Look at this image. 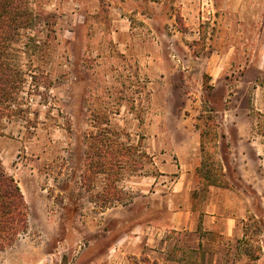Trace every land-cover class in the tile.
Wrapping results in <instances>:
<instances>
[{
    "label": "rangeland",
    "instance_id": "rangeland-1",
    "mask_svg": "<svg viewBox=\"0 0 264 264\" xmlns=\"http://www.w3.org/2000/svg\"><path fill=\"white\" fill-rule=\"evenodd\" d=\"M26 1L34 22L10 43L22 112L5 110L0 158L29 226L0 264H264V152L239 141L264 136L252 101L264 87V0ZM95 126L118 128L131 150L114 159L129 167L116 169L123 200L109 207L110 176L88 171ZM206 173L217 188L263 192L258 221L247 214L228 236L234 211Z\"/></svg>",
    "mask_w": 264,
    "mask_h": 264
},
{
    "label": "trees",
    "instance_id": "trees-1",
    "mask_svg": "<svg viewBox=\"0 0 264 264\" xmlns=\"http://www.w3.org/2000/svg\"><path fill=\"white\" fill-rule=\"evenodd\" d=\"M26 3V0H0V135L2 131L1 121L5 116V110L17 114L22 112L20 99L25 79L18 64V51L10 43L13 42L14 44L20 38L21 30L29 28L34 22L35 16ZM41 43L42 41L37 39L28 38L26 47L29 45V47L37 48ZM13 51L16 54L11 53ZM23 53L27 55L28 52L23 51ZM32 79H36V77L32 76ZM34 81L37 85L36 89H38L40 84L37 80ZM13 109L15 111H12ZM95 127L97 130L89 132L87 137L88 158L97 160V162L96 166L90 165L88 171L96 168V174L110 176L111 185L104 194L105 204H108L107 207H109V205L113 206L123 200L121 193L114 185L115 171L118 168L129 167V161H123V159L116 161L114 159L123 155L122 151L126 152V155H130L131 150L127 146L120 149L119 139L122 137V133L118 128L111 126ZM108 155H111V160H108ZM141 158L138 170H141L145 165L148 154L142 151ZM100 160H105V162L102 163ZM204 180L208 186L218 185L210 181L207 173L204 174ZM28 211L21 188L16 180L7 173L0 158V251L12 247L22 235L27 233L29 226ZM246 238L247 235L244 236V239Z\"/></svg>",
    "mask_w": 264,
    "mask_h": 264
},
{
    "label": "crops",
    "instance_id": "crops-1",
    "mask_svg": "<svg viewBox=\"0 0 264 264\" xmlns=\"http://www.w3.org/2000/svg\"><path fill=\"white\" fill-rule=\"evenodd\" d=\"M219 61H221L222 64H228L229 61H231L230 57L228 58H218ZM212 61H214V59H212ZM253 106L255 107V110L259 113H264V87L258 86L257 88H255V91L253 93ZM224 113H227V111H224ZM251 110H248L246 112V118H247V122H248V127L249 129L252 128L253 126V118L251 116ZM225 114H224V119H225ZM235 121L236 123H234L235 127L240 130L241 129V121H240V117L236 116L235 117ZM250 130L248 133V136L246 137H239V141L241 142H245L246 144H248L249 146H251L250 149H252V151H254L255 153H262L264 152V136H259V137H251L250 136ZM227 143H232V141H229ZM252 182V180L250 181ZM210 188L212 189V191H220V193H222L224 200L226 203H224V206L227 208H230L232 211H234V213L228 217L227 221H228V227L226 230V233L228 236H235L236 232H237V223H238V219L239 218H243L245 219L247 214L253 213L254 216L252 217L253 221H258V219L260 218V216L257 214V200L260 198L258 195H260V190L256 188V186H248L246 188L249 189V195L247 196H242L240 194V192H244L243 189L239 188L237 190H232V189H228V188H217L216 186H210ZM251 192H254V194H252ZM263 193V192H262ZM261 193V194H262ZM229 204V206H228ZM264 205V204H263ZM229 211V210H228ZM210 216H212V218L215 220L220 219V216H225V214H222L221 211H212V213L210 214ZM245 236V233L244 235Z\"/></svg>",
    "mask_w": 264,
    "mask_h": 264
}]
</instances>
